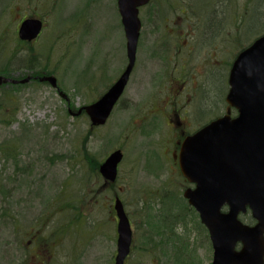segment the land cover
<instances>
[{
	"label": "rangeland",
	"instance_id": "obj_1",
	"mask_svg": "<svg viewBox=\"0 0 264 264\" xmlns=\"http://www.w3.org/2000/svg\"><path fill=\"white\" fill-rule=\"evenodd\" d=\"M261 1L141 8L128 85L106 124L93 127L83 108L127 63L116 0H0V72L54 76L66 95L38 80L0 86V264H114L115 197L133 234L125 264H211L208 232L183 198L194 186L173 155L181 130L226 113L230 66L264 34ZM26 18L44 25L30 44L18 39ZM115 150L118 177L104 183L98 168ZM240 219L254 224L250 213ZM34 232L37 246L25 247Z\"/></svg>",
	"mask_w": 264,
	"mask_h": 264
},
{
	"label": "water",
	"instance_id": "obj_2",
	"mask_svg": "<svg viewBox=\"0 0 264 264\" xmlns=\"http://www.w3.org/2000/svg\"><path fill=\"white\" fill-rule=\"evenodd\" d=\"M150 0H117L126 39L128 65L117 82L95 103L84 107L93 126L104 125L124 91L134 66L141 30L139 9ZM43 27L37 18H27L18 29L22 41L36 39ZM59 91L54 76L36 78ZM9 79L0 77V84ZM30 78L12 83L24 84ZM226 103L237 112L203 127L182 144L179 166L194 189L183 196L199 214L213 249L211 264H264V34L240 52L228 77ZM66 99V95L59 91ZM78 113H71L73 116ZM120 150L112 152L99 168L104 180L114 182ZM113 208L117 217L114 264H124L130 253L132 230L121 200ZM224 209H227L224 211ZM250 212L253 225L239 216ZM241 248L236 250L237 245Z\"/></svg>",
	"mask_w": 264,
	"mask_h": 264
},
{
	"label": "flooded vegetation",
	"instance_id": "obj_3",
	"mask_svg": "<svg viewBox=\"0 0 264 264\" xmlns=\"http://www.w3.org/2000/svg\"><path fill=\"white\" fill-rule=\"evenodd\" d=\"M121 28H122V26H121ZM123 31V30H122ZM140 40H141V36H140V38H139V42H138V47H139V43H140ZM126 65H127V63H126ZM126 65H125V68H126ZM125 68L123 69V71H122V73L118 76V78L117 79H115V81H113L108 87H107V89L103 92V94L101 95V96H103L112 86H113V84L120 78V76L123 74V72H124V70H125ZM133 71V70H132ZM132 73V72H131ZM30 78V77H29ZM130 79V78H129ZM32 80H37L35 77H34V79H32V77L30 78V81H32ZM129 82V81H128ZM128 82H127V84H126V87H127V85H128ZM125 87V88H126ZM101 98V97H100ZM121 98V97H120ZM120 100V99H119ZM119 100H118V102H119ZM117 102V103H118ZM117 105V104H116ZM184 115H185V112H184ZM175 116H176V114H175ZM177 117H179V116H177ZM87 118H88V116H87ZM89 119V118H88ZM177 125L178 126H180V127H182V125H183V123H181V122H178L177 123ZM184 126V125H183ZM193 133V132H192ZM192 133H186V130H181V132H180V138H179V141L177 142V149H176V153L173 155V158L176 160V163H177V165H178V168H179V164H178V154H179V151H180V146H181V144H182V142L184 141V139L185 138H187L188 136H190V135H192ZM104 183H106V182H104ZM23 231H25L24 232V235H25V233H26V229H24ZM23 231H21V232H23ZM24 239H26V235L24 236ZM27 243H25V247H26V245L28 246V247H35V246H37V242H38V240H37V234L34 232V233H31V234H29L28 236H27ZM27 247V248H28ZM237 250V249H236Z\"/></svg>",
	"mask_w": 264,
	"mask_h": 264
},
{
	"label": "trees",
	"instance_id": "obj_4",
	"mask_svg": "<svg viewBox=\"0 0 264 264\" xmlns=\"http://www.w3.org/2000/svg\"><path fill=\"white\" fill-rule=\"evenodd\" d=\"M263 2H264V0L261 1L259 4H257V6L255 7L256 11L258 12V14H259L260 16H261V15H262V16L264 15V11H258L257 8H258V7L260 6V4L263 3ZM261 12H262V13H261ZM213 28H215V27H213ZM213 28H212V30L210 31V33H213V30H214ZM3 73H8V72L4 71ZM144 224H145V223H144ZM146 224H147V223H146ZM151 224H152V223H151ZM152 225H153V224H152ZM150 228L153 230L152 226H150ZM154 228H155V226H154ZM155 231H156V230H155ZM182 260H183V258H182ZM182 260H180V261H182ZM190 264H191V263H190Z\"/></svg>",
	"mask_w": 264,
	"mask_h": 264
}]
</instances>
